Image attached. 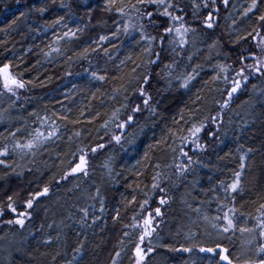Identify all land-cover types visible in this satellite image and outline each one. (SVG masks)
<instances>
[{"label":"trees","instance_id":"1","mask_svg":"<svg viewBox=\"0 0 264 264\" xmlns=\"http://www.w3.org/2000/svg\"><path fill=\"white\" fill-rule=\"evenodd\" d=\"M174 2L182 11L173 10V15L183 16V23L195 31L187 34L188 43L183 48L178 43L169 44L172 36H165L163 28L170 24L178 27L180 22L157 15L158 27L145 29L148 35L156 37L148 53L144 49L149 43L138 32L126 35L121 30L113 35L115 21L121 18L103 10L104 0H63L70 8L62 7V0H0V64L11 61L13 72L31 82L18 90L19 99L8 93L0 96V149L8 146L11 151L15 140L26 142L37 128L47 134L52 131L53 122L57 128V134L34 156L21 159L17 153L6 158L12 168L0 165V177H5L0 179V204H6L5 193H18L17 212L31 214L24 228H20L5 223L15 219V214L4 208L0 236L6 234L12 243L0 242V264H113L114 258L116 264H133L141 229L131 227L132 218L135 215L137 221L141 220L139 205L145 199L148 205L142 214L151 211L154 226L158 227L151 245L147 237L142 245L145 251L154 247L143 264H210L212 254L199 251L207 244L204 215L216 216L220 203L234 206L237 216L243 213L239 223L246 220L248 227H255L258 217L264 219V209L260 208L264 204V94L260 91L264 80H251L221 110L230 84L222 79L224 73L218 67L232 65L235 69L239 67L235 61L241 51H255L250 36L239 44L235 40L259 27L264 0H257V8L247 16L244 12L252 0H231V8L221 11L212 28L205 27L204 20L209 13L213 17L216 9L221 10L212 8L220 0H195L198 8L193 7V0ZM25 4L46 5L47 11L41 14ZM88 5L92 8L91 20ZM21 12H25L23 17ZM61 16L64 20L53 27ZM69 30L76 35L64 37ZM101 35L109 39L99 41ZM54 48L60 52L52 51ZM148 60L156 63L149 64ZM194 68L198 73H193L195 79L187 89L181 88L176 78L192 73ZM92 71L106 79H94ZM217 73L221 79L214 81ZM145 74L150 76L144 86L151 96L148 107L137 90L142 80L135 79ZM228 74L231 77L234 71ZM252 84L257 85L255 91ZM197 96L201 99L196 100ZM124 104L128 107H122ZM136 105L141 111L133 114ZM116 109H120L119 119L112 120ZM130 114L133 121L124 129L117 128ZM193 116L195 123L205 124L199 134L204 149L185 146V151L198 163L185 174L177 175L174 164L186 163V158H180L179 151L173 153L163 144L151 150L148 146L167 139L168 145L178 148L180 141L171 137L170 131L187 127L184 121H192ZM213 116L217 117L215 123ZM105 120L109 121L107 128L102 126ZM77 132L79 136L75 135ZM11 133L16 136L13 138ZM113 135L122 136L119 144L112 140ZM100 144L104 147H97ZM245 153L242 191L225 193L224 187L234 181V173L241 171L240 157ZM81 154L85 155L88 174L77 173L61 180L79 162ZM157 172L161 175L156 182L165 189L163 193L152 187ZM45 186L49 188L48 194L35 199L32 209H26L24 202L31 198L30 194ZM133 196L135 202L129 203ZM161 197L167 200L166 204H159ZM157 207L161 208L159 217H155ZM83 208L88 209L86 218L80 211ZM117 210L119 220L114 219ZM125 232L129 235L124 236ZM258 233L259 229L251 235L241 236L237 232L232 240L220 242L234 254L243 245L247 258L254 256L255 247L264 242ZM49 238L51 243H44ZM248 240H252L251 245ZM184 247L193 250L185 252ZM118 251L120 256L116 257Z\"/></svg>","mask_w":264,"mask_h":264},{"label":"snow or ice","instance_id":"2","mask_svg":"<svg viewBox=\"0 0 264 264\" xmlns=\"http://www.w3.org/2000/svg\"><path fill=\"white\" fill-rule=\"evenodd\" d=\"M19 2V0H18ZM224 4H228V0H223ZM207 7V3L204 5ZM26 8H29L31 10L34 8L36 11L43 14L45 11H47V7L40 6L36 7L35 5L29 6L25 4ZM62 7H69L70 5H64L62 0ZM193 7L198 8L199 5L195 3V0H193ZM257 8V0H252V3L249 5V7L244 12V15L247 16L249 13H251L254 9ZM104 11L108 13H115L118 15L121 19L115 21L117 24L116 32L113 33L115 36L118 34L121 30L127 35L131 32H138L141 39L145 40L149 43V47L144 49L145 52L151 53V43L156 40L155 36H150L146 33L145 29L146 27H152L157 28L158 25L156 24V16H163L169 18L171 21H178L179 26L176 27L174 25H169L168 27L163 28V32L165 36H172V39L169 40V44L176 45L178 43V46L180 48H183L187 43V34L192 31L194 32L195 29H192L188 26H186L183 23L184 17L180 15H173V10L182 11L178 7V5L174 2V0H104ZM91 11L92 8L90 5L87 6V13L89 16V20H91ZM21 17L25 15V12H21ZM64 20V17L61 16L57 20L54 21L53 27L57 24H60ZM259 27L253 28L252 31L247 32L246 35L242 34L237 37L235 40L236 44H239L240 41H246L248 37L250 36L252 41L255 45V51H249L247 49L241 51L236 58V63L239 65V67L233 69L232 65H218L220 69V73H224L222 79L227 83L230 84V88L227 90V97L223 104H220L221 110L228 107L230 101L232 100L234 94H236L239 90H241L242 87H247L248 83L256 78H261V80H264V15H260L258 17ZM105 23V22H101ZM205 27L212 28L213 22H212V14L209 13L207 17L204 20ZM66 27V25H65ZM77 31H81V29L77 28ZM173 33L175 34L173 36ZM255 33V35H253ZM76 33L72 32L71 30L64 33V37L69 36H75ZM63 37H57V39H62ZM178 38V40H177ZM109 37L106 35H101L99 37V41H106ZM164 36L161 37V42H163ZM95 42V41H94ZM52 51L59 53V48H54ZM84 52L87 53L88 49H84ZM105 52H107V49H105ZM46 55H48L46 53ZM70 59V58H69ZM131 59V57H129ZM157 59H159V56L157 54ZM191 59V57H189ZM248 60H251V63H247ZM123 63V61L121 62ZM147 63L152 64L156 63L154 60H148ZM136 67H140L139 64L136 65ZM166 67H171L170 65ZM199 67V66H197ZM234 71L233 76H229V71ZM133 72L136 71V68L132 69ZM193 73H196V69L194 68L192 70V73H188L182 76H178L176 79L180 81V87L187 89L191 83L192 80L195 79V75ZM220 73H217L216 76L213 77V80H219L221 79ZM198 74V73H196ZM91 75L94 79L104 81L106 79V76L104 75H98L97 72L92 71ZM137 80H142V82L139 84L138 92L141 97L144 98L143 103L145 107H148L149 100L151 99V96H149L145 90L144 86L149 83L150 76L148 74L143 75L142 77H135ZM31 83L30 81H25L16 73L13 72V65L11 61L8 63L0 64V96L4 95L5 93L10 94V96H14L17 99H19L17 92L18 90L25 89L26 84ZM257 88L256 84H252V90L255 91ZM125 91L127 89L125 88ZM261 93L264 94V88H262ZM201 97L197 96L196 100H200ZM195 103V101H194ZM219 103V102H217ZM122 107L127 108L128 105L124 104ZM119 111L120 109H116L113 113L110 119L112 120H118L119 119ZM141 111L140 106L136 105L132 108V113H136ZM152 111H155L152 109ZM99 115V114H97ZM47 119V118H45ZM66 119V117H65ZM134 119V116L132 114L128 115L127 120L121 123H118L116 126L119 129L126 128ZM183 114H181V120H183ZM212 121L215 123L217 120V117L213 116ZM195 117L193 116L192 121H184V124L187 125V127H180L176 131H170V136L175 137L180 141V146L173 147L172 145L167 144V139H162L161 141H158L156 145H149V150L153 149L154 147H160V145H166L168 148L171 149L173 153L179 151L180 158H186L185 162H180L174 164L175 170L177 175H183L185 174L189 168L194 164L198 163V161H194L192 156L189 155L187 151H185V146L187 145H195L196 150H203L204 146L200 144V133L203 131L205 124L203 122L197 123L194 122ZM78 123V121H75ZM109 121L105 120L103 127L107 128ZM174 123L179 124V121H175ZM20 129H17V132H19ZM184 133H187L186 135ZM57 134V128L55 126V122H53V128L52 131L45 132L41 131L40 129H35L34 133H30L31 139H28L26 142H20L19 140H15V142L12 144L11 151L9 150L8 146H4L2 149H0V165H3L5 168H12V165L7 163L6 158L14 155V154H21V159H23L24 156L27 155H35L36 151L48 140H50L53 136ZM211 134V133H210ZM76 136H79L80 133H75ZM11 136L14 138L16 136V133H11ZM122 136L121 135H113L112 140H114L117 144L121 142ZM173 144H175V139L173 140ZM97 147L103 148L104 145L100 144ZM81 153H83V149L79 150ZM93 152L96 151V148L92 149ZM251 149H248V152H251ZM247 153L242 155L240 157L241 163H240V169L241 171H236L234 173V181L224 187L225 193H236L238 191H242L241 189V174L242 170L245 167L244 160L246 158ZM72 156L75 157L76 153H72ZM144 159H149L148 151L144 154ZM72 161H69V164H71ZM139 163V161H138ZM86 165L87 161L85 159V155L81 154L79 156V162L75 163L74 166L70 167L68 171L64 173V175L61 177V180H66L70 175H74L77 173H83L85 176L88 174L86 171ZM19 167V165H17ZM158 168L159 165H156ZM15 171V169H12ZM20 173H17L19 175ZM161 174L159 172L156 173V175L153 177V189H159L160 192H165L164 188H160L159 183L156 182L158 177ZM0 179H5V177H0ZM59 183V181H57ZM221 185L223 186V182H221ZM49 192V188L45 186L42 191L36 192L34 194H30L31 198L27 199L24 203L26 206V209H32L33 208V201L37 199L40 196L47 195ZM99 194V190L97 189V195ZM6 196V204H0V216L4 215V208L6 207L11 213L15 214V219H9L5 223L7 225H17L20 228H24L26 219L30 218V212L28 211H21L17 212V208L15 207L16 199L19 196L18 193H13L11 195L5 193ZM136 200L135 196L132 197V200L129 201V203H134ZM235 197H232V202L234 205ZM167 203V200L164 197H161L159 200L160 205H164ZM146 205H148V199H145L142 203H140L139 208L141 209V220L137 221L136 216H133V224L131 227L133 228H140V234L138 237V243L135 244L134 248V255H135V264H143V261L145 260V257L148 253H151L154 251V247L149 246L147 250L142 247V245L145 242V238H149V245H151V237L156 231V227L154 226V216L151 211L147 213V215H143V211L145 210ZM191 207V205H189ZM261 209H264V204L260 205ZM196 212H200L199 208L193 209ZM80 211L83 212L84 217L86 218L88 216V209L83 208L80 209ZM236 208L234 206H229L225 203H220L217 208V215L209 218L207 214L204 215V220L207 221L208 227L205 230V237L207 238V244L205 246L199 247V251L202 253H208L212 254L210 259V264H264V242H260L254 250V256H248L247 258H244V252L245 249L243 245L240 248L239 253L234 254L229 247L224 246L220 241L223 239L232 240V238L236 235L237 232L243 236L245 233L251 235L256 232L257 229H259L258 236L262 240H264V219L257 218V224L255 227H248L247 221L245 220L244 224H240L239 221L243 217V213L240 214V216L236 215ZM155 217H159L162 215L161 208L157 207L154 210ZM222 213V215L220 214ZM119 211L117 210L116 216L114 219L119 220ZM125 227H129V225H125ZM208 228L211 229V231L208 230ZM129 233L125 232L124 236H128ZM195 234H193V237ZM256 237L253 236V239ZM0 242L3 243H9L11 244L12 241H9L7 239V235L0 236ZM44 243L50 244L51 239L45 240ZM122 243V241H121ZM247 243L249 245L252 244V240H248ZM210 245V246H208ZM195 247V245L193 246ZM193 247H184L183 251L185 252H191L193 250ZM176 250V249H173ZM78 251V250H77ZM248 251H251V248L248 249ZM120 256V252H116V257ZM218 257V260L216 259ZM55 259V257H53ZM113 264H116L115 258L113 259Z\"/></svg>","mask_w":264,"mask_h":264},{"label":"flooded vegetation","instance_id":"3","mask_svg":"<svg viewBox=\"0 0 264 264\" xmlns=\"http://www.w3.org/2000/svg\"><path fill=\"white\" fill-rule=\"evenodd\" d=\"M231 0H228V4H229V2H230ZM225 5L224 4V2H223V0H220V4L219 5H215V6H212V8H221V10L220 9H216V13L214 14V16L212 17V22H213V26H214V24H216V22H217V17H218V15L221 13V11L222 10H225L226 8H231V6L230 5Z\"/></svg>","mask_w":264,"mask_h":264},{"label":"rangeland","instance_id":"4","mask_svg":"<svg viewBox=\"0 0 264 264\" xmlns=\"http://www.w3.org/2000/svg\"><path fill=\"white\" fill-rule=\"evenodd\" d=\"M149 254V253H148ZM136 259V258H135ZM133 264H135V261H134V263Z\"/></svg>","mask_w":264,"mask_h":264}]
</instances>
